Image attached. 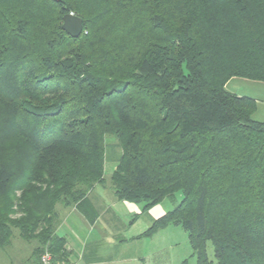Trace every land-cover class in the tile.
<instances>
[{
  "label": "trees",
  "instance_id": "trees-1",
  "mask_svg": "<svg viewBox=\"0 0 264 264\" xmlns=\"http://www.w3.org/2000/svg\"><path fill=\"white\" fill-rule=\"evenodd\" d=\"M232 78L264 83V0H0V250L70 264L56 207L104 186L113 137L117 201L181 197L143 237L173 225L196 264L208 243L264 264V122Z\"/></svg>",
  "mask_w": 264,
  "mask_h": 264
},
{
  "label": "rangeland",
  "instance_id": "rangeland-1",
  "mask_svg": "<svg viewBox=\"0 0 264 264\" xmlns=\"http://www.w3.org/2000/svg\"><path fill=\"white\" fill-rule=\"evenodd\" d=\"M225 89L238 96L253 98L257 103V109L253 115V119L264 122V83L253 82L241 78H232L225 85ZM115 142L116 141L113 137H106L107 156L103 172L105 184L104 186L97 185V189L95 188V192L92 194L93 196L98 194V191L100 190L98 187H101L108 193L107 195L104 193V195L109 196L110 198L113 197L110 176L114 170L116 158L119 154V150L114 148ZM174 197L175 200L168 198L165 199L159 204L160 206L156 208V211H159V209H165V211L172 210L181 198L180 194H177ZM115 201V204L110 205V218L113 219V217L116 216V218L110 222V228L119 229L120 233L126 238L133 236L137 237L135 242L125 246L123 254H120L119 251L114 253L117 258L111 264H196V259L193 256L188 241V235L181 227L170 225L165 230H159L150 237H143L142 235L148 230L153 222L150 223L151 220L147 217V212L133 221L132 219L135 218V215L133 214L135 213L129 214L127 206H124L125 204H122L121 201H117L116 199ZM137 206L140 207L139 205ZM58 207L60 206L56 207L57 212L59 209ZM34 246L35 243L25 244L17 239L13 240L10 247L3 251L0 250V264H12V262H14V264H22L23 260L32 255V249ZM133 249L142 254L144 258L142 261L134 263L126 261L130 259L128 253ZM206 252L211 264H216L213 257L212 246L209 243L207 244ZM123 255H126V257H119ZM38 256L40 259V255ZM39 259L37 264H39ZM30 263L31 261L29 264Z\"/></svg>",
  "mask_w": 264,
  "mask_h": 264
},
{
  "label": "crops",
  "instance_id": "crops-1",
  "mask_svg": "<svg viewBox=\"0 0 264 264\" xmlns=\"http://www.w3.org/2000/svg\"><path fill=\"white\" fill-rule=\"evenodd\" d=\"M95 188L97 189V186L81 203L71 207H58L60 222L56 228V235L65 240L68 260L71 264H111L117 258L115 252L119 251L123 254L125 246L136 241L137 236L126 238L119 229L110 228V222L116 218L114 216L112 219L109 215L110 205L116 203L115 198L113 195L112 198L106 196L108 193L101 187H98L100 189L98 194L93 196ZM122 204L127 206L129 214L135 213L133 221L144 214L140 212L141 206L127 202ZM159 206H154L147 213L145 212L151 220L150 223L167 212L165 209L156 211ZM128 256L130 259L126 261L133 263L144 259L135 249L128 253Z\"/></svg>",
  "mask_w": 264,
  "mask_h": 264
},
{
  "label": "water",
  "instance_id": "water-1",
  "mask_svg": "<svg viewBox=\"0 0 264 264\" xmlns=\"http://www.w3.org/2000/svg\"><path fill=\"white\" fill-rule=\"evenodd\" d=\"M82 20L79 17L67 14L62 19L61 29L71 38H78L82 32Z\"/></svg>",
  "mask_w": 264,
  "mask_h": 264
},
{
  "label": "built area",
  "instance_id": "built-area-1",
  "mask_svg": "<svg viewBox=\"0 0 264 264\" xmlns=\"http://www.w3.org/2000/svg\"><path fill=\"white\" fill-rule=\"evenodd\" d=\"M39 264H53L52 256L48 252L43 253Z\"/></svg>",
  "mask_w": 264,
  "mask_h": 264
}]
</instances>
